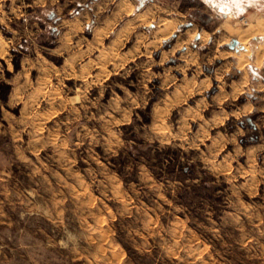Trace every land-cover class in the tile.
<instances>
[{
	"label": "rangeland",
	"instance_id": "1",
	"mask_svg": "<svg viewBox=\"0 0 264 264\" xmlns=\"http://www.w3.org/2000/svg\"><path fill=\"white\" fill-rule=\"evenodd\" d=\"M82 1L0 0V264H264V10Z\"/></svg>",
	"mask_w": 264,
	"mask_h": 264
},
{
	"label": "crops",
	"instance_id": "2",
	"mask_svg": "<svg viewBox=\"0 0 264 264\" xmlns=\"http://www.w3.org/2000/svg\"><path fill=\"white\" fill-rule=\"evenodd\" d=\"M112 3L114 4V5H112L113 7L111 6ZM76 6H82L83 7L81 13L77 14V16L75 17V19H80V21L82 22L81 27H82V25L84 26L88 22H91V20H95V22H97L98 25L96 24L97 27H96V25H95V27H96V35H97L98 39H99L100 35H105L107 31L109 33L113 24H119V19L121 17L131 15L133 13V10L136 8V5L133 2V0H93L92 2L91 1L89 2V0H83L80 3L78 2L75 5V7ZM96 6H97L98 10H100V9L106 10L107 9L108 11L106 13H103L102 11H100V12H102L101 17H98L96 15L97 12H95L96 10H94V8H96ZM72 8H74V7H72ZM58 9L62 10V7L58 8ZM71 9L69 10V12L71 11ZM103 14H104V17L102 18ZM143 15H144V13H138L137 14V17L135 18L136 23H134L136 26L142 24V23L141 24L138 23L137 19L143 20V18H142ZM56 16H57V13L54 12L51 14L50 19L53 20L56 18ZM73 23H76V21L75 22H73V21L69 22L68 25H72ZM116 39L117 38L113 39V41L111 43H115ZM232 45H231L232 49H235V47L238 44L234 47ZM104 52L108 53L109 56L105 59H100L99 56L101 55V53H104ZM111 57H113L111 51L109 49H104V50H100L97 53L95 59L98 60L100 63H103V62L109 61V59ZM244 80H245L244 82L247 83V79H244ZM233 83H234L235 88H234V91H231V92L235 98H237L239 96V94L247 91L244 89V87L246 86V83L243 84V82H240V81H233ZM263 83H264V81H263ZM260 98L263 99V102L262 101L255 102L253 100V102H251V103H246L241 108L235 110L234 112H231L230 113L231 116L236 117L237 114L241 115L242 113H243V115H246V111L255 110V109H258L259 112L264 113V95L261 96ZM243 115H241V116H243ZM211 119H213V117ZM256 125L258 128L257 132H259V134H261V138L264 137V133H263V130H264V114H262L260 116ZM263 144H264V140H262V143L259 144L258 146H253L252 149H255V147H261V146H263Z\"/></svg>",
	"mask_w": 264,
	"mask_h": 264
},
{
	"label": "clouds",
	"instance_id": "3",
	"mask_svg": "<svg viewBox=\"0 0 264 264\" xmlns=\"http://www.w3.org/2000/svg\"><path fill=\"white\" fill-rule=\"evenodd\" d=\"M206 4H213L214 0H204ZM247 6H254L257 10H264V0H238L235 4H233V9L237 11H243ZM217 7H219L217 5Z\"/></svg>",
	"mask_w": 264,
	"mask_h": 264
},
{
	"label": "bare ground",
	"instance_id": "4",
	"mask_svg": "<svg viewBox=\"0 0 264 264\" xmlns=\"http://www.w3.org/2000/svg\"><path fill=\"white\" fill-rule=\"evenodd\" d=\"M236 32H238V37L240 38V40L243 42V43H246L247 42V40L249 39V38H251V37H253V34L249 31V32H247L244 36L242 35V32H240L239 30L238 31H236ZM109 56V54L108 53H101V55L99 56V58L100 59H105V58H107ZM99 59V60H100Z\"/></svg>",
	"mask_w": 264,
	"mask_h": 264
},
{
	"label": "water",
	"instance_id": "5",
	"mask_svg": "<svg viewBox=\"0 0 264 264\" xmlns=\"http://www.w3.org/2000/svg\"><path fill=\"white\" fill-rule=\"evenodd\" d=\"M237 44H238V41H237V40H234V42H233V45H232V46L234 47V46H236Z\"/></svg>",
	"mask_w": 264,
	"mask_h": 264
},
{
	"label": "trees",
	"instance_id": "6",
	"mask_svg": "<svg viewBox=\"0 0 264 264\" xmlns=\"http://www.w3.org/2000/svg\"><path fill=\"white\" fill-rule=\"evenodd\" d=\"M248 120H249V121H252V120H251V117H249Z\"/></svg>",
	"mask_w": 264,
	"mask_h": 264
}]
</instances>
